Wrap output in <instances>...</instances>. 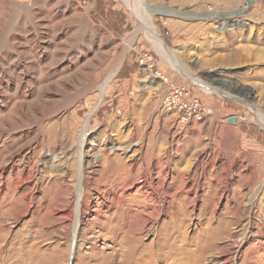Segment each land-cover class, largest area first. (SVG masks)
<instances>
[{"label": "rangeland", "instance_id": "374dc122", "mask_svg": "<svg viewBox=\"0 0 264 264\" xmlns=\"http://www.w3.org/2000/svg\"><path fill=\"white\" fill-rule=\"evenodd\" d=\"M144 2L0 0V264H264V0Z\"/></svg>", "mask_w": 264, "mask_h": 264}, {"label": "bare ground", "instance_id": "6f19581e", "mask_svg": "<svg viewBox=\"0 0 264 264\" xmlns=\"http://www.w3.org/2000/svg\"><path fill=\"white\" fill-rule=\"evenodd\" d=\"M139 2H140V6H138V8H141V5H142V10L140 11V15H142V17L143 16L144 17L148 16V18H150L151 17V13H152V11H150L151 9H149V12L146 13L147 10L145 8L143 9V6H145L146 3L144 2V0H139ZM134 8L136 9V7H134ZM146 8H147V6H146ZM242 10H240L239 12H242ZM144 11H145V14H144ZM239 12L228 13L229 15H231L230 17L233 18V19H231V21H233V23L231 24V27H234L236 25L235 23L237 21H239ZM210 15L211 16L215 15V17H221V18H226L228 16V15L225 16V14H223V13H217V14L216 13L215 14L212 13ZM202 17H207V15H202ZM224 25L225 24H223V26ZM149 29L151 30V35L154 36V38H155L156 42L158 43V45L161 48H163V52H165V54H167V56L168 55H173L171 49L168 48V46L166 45L165 41L161 37L159 31L157 30L158 28L155 27V25L153 24L152 21L150 22ZM178 66H179V64H178ZM180 70L187 77H189L193 82L197 83L198 86L203 87L204 89H206L208 91H211L213 93H219L220 95H230L234 99H239V97L237 95H235V94H233L231 92H226V91H222V90L219 91V89L217 90V88L214 87L213 85L212 86H208L209 83H207L204 80V78H201L200 76L192 75V73H190L188 71V69L185 66H183V65H182ZM109 82H110V80H105V81H103V83H101L100 87H101V90H102V94H101L100 101L97 103V105L95 106L93 111L87 116V118L85 120V127H83L84 129L81 132L80 137H79L78 163L80 165V174H79V178H78L77 183H76V207H75V215H74V223H73V235H72L73 243H72V245H74L75 241L79 239V237H80V228H81L82 223H83L82 206H83V199H84V192H85V176H86L85 171H84V167L82 166V163H83V160H84V150H83L84 139H85V135H86V133L88 131V125H89V122H90L91 115L95 111H97L98 108L100 107V105H101V103H102V101L104 99V95L106 94V89H107V86H108ZM259 114H260V119H261V121L264 124V113L263 112H259ZM263 163H264V160H263Z\"/></svg>", "mask_w": 264, "mask_h": 264}, {"label": "built area", "instance_id": "2783aa9c", "mask_svg": "<svg viewBox=\"0 0 264 264\" xmlns=\"http://www.w3.org/2000/svg\"><path fill=\"white\" fill-rule=\"evenodd\" d=\"M189 94L187 88L185 86H177L174 89L173 95L172 97H170L171 99L169 100V105L171 104H177L180 103L181 107H184L188 110V118L190 117V115L196 114L199 115L202 112V106H201V102L199 99H195L192 101L191 104L187 103V102H183L185 97H187Z\"/></svg>", "mask_w": 264, "mask_h": 264}, {"label": "crops", "instance_id": "0c3cea01", "mask_svg": "<svg viewBox=\"0 0 264 264\" xmlns=\"http://www.w3.org/2000/svg\"><path fill=\"white\" fill-rule=\"evenodd\" d=\"M256 60H257V57H256ZM247 72H250L249 77H251L252 79L254 78L253 81H255L256 83H261L262 80H264V71L259 69V68L258 69H250V70H247L246 73ZM260 72H262V74ZM263 83H264V81H263Z\"/></svg>", "mask_w": 264, "mask_h": 264}]
</instances>
